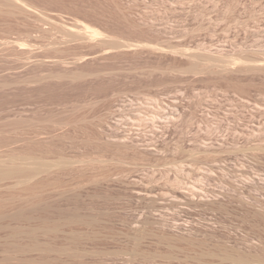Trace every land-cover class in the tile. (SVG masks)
<instances>
[{
	"label": "rangeland",
	"instance_id": "374dc122",
	"mask_svg": "<svg viewBox=\"0 0 264 264\" xmlns=\"http://www.w3.org/2000/svg\"><path fill=\"white\" fill-rule=\"evenodd\" d=\"M0 264H264V0H0Z\"/></svg>",
	"mask_w": 264,
	"mask_h": 264
},
{
	"label": "bare ground",
	"instance_id": "6f19581e",
	"mask_svg": "<svg viewBox=\"0 0 264 264\" xmlns=\"http://www.w3.org/2000/svg\"><path fill=\"white\" fill-rule=\"evenodd\" d=\"M79 25L83 30H85L86 33H89L90 36H92V37H99L103 34V32L99 28H97V27H95L89 23L80 21Z\"/></svg>",
	"mask_w": 264,
	"mask_h": 264
}]
</instances>
